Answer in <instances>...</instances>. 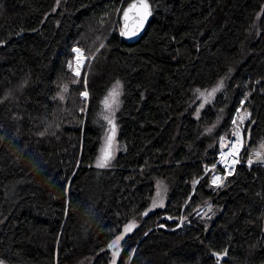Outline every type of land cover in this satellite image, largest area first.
Listing matches in <instances>:
<instances>
[{"label":"trees","instance_id":"trees-1","mask_svg":"<svg viewBox=\"0 0 264 264\" xmlns=\"http://www.w3.org/2000/svg\"><path fill=\"white\" fill-rule=\"evenodd\" d=\"M130 1L0 0V264H110L133 219L117 264H264V165L244 164L264 150V0H149L127 44ZM117 82L123 150L98 168ZM243 99V164L215 188L204 169ZM159 179L166 205L147 213Z\"/></svg>","mask_w":264,"mask_h":264},{"label":"rangeland","instance_id":"rangeland-1","mask_svg":"<svg viewBox=\"0 0 264 264\" xmlns=\"http://www.w3.org/2000/svg\"><path fill=\"white\" fill-rule=\"evenodd\" d=\"M76 49H79L81 51V49L78 48L77 46H75L73 48V52H74L75 56H74V59L70 65V68H71L72 73H74V74L76 73V70H75V68H76V65H75L76 64V56H77ZM81 52L83 53V51H81ZM86 60H87V58L85 59V63H86ZM77 76H80V74ZM119 85H120V88H119V96L117 98V102L115 104L110 103V106H106L105 100L109 99V95H108L102 103V109H103L102 115H103V118L107 124V131H106V134L104 135V137L102 139V143H101V146L99 148L98 155L95 158V161L93 163V166L98 167V168H102L101 166H98L101 163H106V166H103V167L111 166L115 157L117 156V154L123 150V146L118 140V124H117V118H116V113H117L119 106H120L121 84L119 83ZM213 89H218V90L215 91L213 93V95L208 96V93L211 92ZM221 90H222V85H221V83H219L218 85L214 86L212 89L205 92L203 96L200 94V98L202 100L201 102L203 103V105L211 102L214 99L215 95L218 92H220ZM111 91H112V89H111ZM85 92L86 91H84L83 93H85ZM83 93H81V98L84 100L85 103H87L88 99H89L88 93L86 92L87 97H85L83 95ZM245 109H247V108H245ZM109 121H111V123ZM109 144H111L110 147H109ZM106 152H107V156H106ZM255 152L259 153L261 156H264V150L263 149L257 150ZM206 170H207V166L204 169V173H203L204 178L209 176V173L206 172ZM216 171L220 172V168L218 167L216 169ZM155 189H156L155 190V196L151 202V205H150L147 213H150V212L156 210L157 208H163L166 205V200H167L166 199V190H167L166 189V181L164 179L157 180ZM209 206L211 207V210H212V205L208 204L206 207H202V208L198 209V211L196 212V216H206V213L208 212ZM186 222H187V217L180 219V223H181L182 228L184 227ZM140 223L141 222L139 220L133 219L123 228L122 233L120 235H118V236H122V239L118 242V245L110 246V249H109L110 254H111L110 264H117L118 263V260L122 254V241L127 236L132 234L135 230H137L140 226ZM129 225H131L132 227L130 228V230L125 231V229L128 228ZM181 227H179V228H181ZM111 245H112V243H111Z\"/></svg>","mask_w":264,"mask_h":264},{"label":"built area","instance_id":"built-area-1","mask_svg":"<svg viewBox=\"0 0 264 264\" xmlns=\"http://www.w3.org/2000/svg\"><path fill=\"white\" fill-rule=\"evenodd\" d=\"M245 108L246 100L243 99L233 116L229 133L223 135L219 139L216 163L214 165L207 166L206 172L209 173V183L215 188H218L225 179L227 180L232 177L238 166L243 164L242 153L245 147V126L251 119L250 110ZM255 157H258L257 152H254L253 155L250 156L246 162H244L248 169L252 167V160ZM218 167L220 168V172L216 171ZM215 177H220V179L214 183L213 180ZM178 227H181L180 222L177 225V228Z\"/></svg>","mask_w":264,"mask_h":264},{"label":"water","instance_id":"water-1","mask_svg":"<svg viewBox=\"0 0 264 264\" xmlns=\"http://www.w3.org/2000/svg\"><path fill=\"white\" fill-rule=\"evenodd\" d=\"M146 2L148 4V12L150 13L149 15H147L146 19L143 17V9L139 8V5L142 3V0H132L128 2L121 13L120 35L122 37V40L127 44L138 43L143 38L149 26V23L153 18L152 4L149 0H146ZM133 4L137 5V8L132 9L131 6ZM252 164L264 165V156L260 155L258 157H255L252 160ZM225 183H226V179L218 188L223 187ZM211 212L212 210L211 207L209 206L206 216H209ZM212 255L213 257L218 259V264H221L227 258L226 254L213 253Z\"/></svg>","mask_w":264,"mask_h":264},{"label":"snow or ice","instance_id":"snow-or-ice-1","mask_svg":"<svg viewBox=\"0 0 264 264\" xmlns=\"http://www.w3.org/2000/svg\"><path fill=\"white\" fill-rule=\"evenodd\" d=\"M131 8L132 9H135V8H137V5H135V4H133L132 6H131ZM139 8L140 9H143V17L146 19L147 18V15H149L150 13L148 12V4H147V2H146V0H142V3L139 5ZM131 10V9H130ZM123 34V33H122ZM76 51L77 52H79L80 50L79 49H76ZM222 83L223 82H221V85H222ZM119 88H120V85H119V82H117V85L112 89V91L109 93V99H106L105 100V105L106 106H110V103L111 104H115L116 102H117V98H118V96H119ZM218 89H213L211 92H209L208 93V96H211V95H213V93L215 92V91H217ZM199 91V90H198ZM202 96L204 95V93H200ZM83 95L85 96V97H87V93L85 92V93H83ZM110 123H111V121H109ZM111 146V144H109V147ZM260 154L259 153H257V156H259ZM106 156H107V152H106ZM98 166H101V167H103V166H106V163H101V164H99ZM220 179V177H215L214 178V180H213V182L215 183L217 180H219ZM132 226L131 225H129L128 226V228H126L125 229V231H128V230H130V228H131ZM122 239V236H117L116 237V239L115 240H113V242H112V245H110V246H116V245H118V242L120 241Z\"/></svg>","mask_w":264,"mask_h":264},{"label":"bare ground","instance_id":"bare-ground-1","mask_svg":"<svg viewBox=\"0 0 264 264\" xmlns=\"http://www.w3.org/2000/svg\"><path fill=\"white\" fill-rule=\"evenodd\" d=\"M77 52V51H76ZM85 56L83 55V53L81 51L77 52V56H76V75H79L82 71V69L84 68L85 66Z\"/></svg>","mask_w":264,"mask_h":264}]
</instances>
